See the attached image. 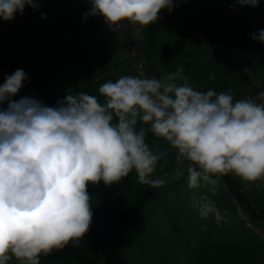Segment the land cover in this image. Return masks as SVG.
<instances>
[{
    "label": "clouds",
    "instance_id": "1",
    "mask_svg": "<svg viewBox=\"0 0 264 264\" xmlns=\"http://www.w3.org/2000/svg\"><path fill=\"white\" fill-rule=\"evenodd\" d=\"M186 3L187 0H179ZM87 16H102L112 30L122 23L148 26L174 0H89ZM256 7L259 0H236ZM36 0H0V18L13 20ZM43 18V17H42ZM264 43V29L251 34ZM246 74H250L245 69ZM27 79L17 69L0 86V264H40L41 255L87 234L93 219L89 185L120 182L135 171L138 182L165 186L182 175L188 184L216 185L228 174L264 181V91L234 99L231 91H200L183 67L161 77L123 75L100 85L98 96L70 90L55 107L30 97L13 99ZM213 79V77H210ZM176 151L168 168L166 151Z\"/></svg>",
    "mask_w": 264,
    "mask_h": 264
},
{
    "label": "trees",
    "instance_id": "2",
    "mask_svg": "<svg viewBox=\"0 0 264 264\" xmlns=\"http://www.w3.org/2000/svg\"><path fill=\"white\" fill-rule=\"evenodd\" d=\"M212 1L225 6L229 15L210 25L197 18L196 23L179 29L178 23L189 14L190 7L188 2L179 0H174L175 7L171 13L165 10L159 24L140 25V56L135 60L120 46L107 44L111 34L109 27L102 16H93L86 29L95 28L99 34L98 42L105 53L98 60L100 65L94 70L79 72L70 69V64L77 54L90 52L92 38L88 37L81 42L80 49H76L75 45L82 40L86 29L74 25L79 27L75 32H81L76 35L73 33L74 27L59 25L57 16L63 13L66 0H36L38 7L35 10L26 5L23 14L17 11L13 20L0 18V73L3 72L7 77L17 69L25 72L27 79L16 95L20 99L30 97L55 107L70 90L73 94H95L103 102L104 98L98 89L106 82L104 78L110 76L108 80L115 81L117 78L114 76L118 73L137 76V68L145 76L159 78L180 68H174L176 65L170 56L174 53L179 55L181 51L195 54V61L191 64L197 75L184 71L195 89H211L218 93L230 90L237 100L256 97L264 91V61L242 63L235 60L226 49L264 48V43L254 41L251 37V34L264 29L261 27L264 23L262 6H241L236 0ZM70 2L78 5L77 0ZM81 2L88 5L86 1ZM237 17L243 19L246 26L238 25ZM127 25V21L122 23V32H125ZM156 40L160 42L159 45H155ZM245 69L250 74H246ZM68 75L74 79L73 85L67 81ZM147 142L154 150L168 153V168H158L156 175L171 173L177 167L175 149L151 134ZM182 172L174 179L170 176L169 182L159 188L142 185L137 175L133 176L143 195L138 209L124 203L109 205V200L102 199L106 209L101 208L98 219L105 226L116 228L113 235L99 232L69 242L63 249L42 254L40 264H219L220 255H227L234 248L246 250L243 255H239L244 259L239 263L264 264V181L248 183L228 174L220 178L223 185L214 191L209 190L211 185L202 182L193 192L188 185L186 164ZM177 184L184 191L176 196L181 201L177 200L173 204L169 200L172 211L177 212V216H171V210L163 204V199L172 193L171 189ZM99 185L106 191L111 188L103 181ZM193 193L194 197L206 193L213 197V202L226 219L221 224L214 220H200L197 213L184 202V198L193 196ZM144 223L150 226V233L159 240L156 246L148 250L137 239L136 233ZM159 224L167 225L172 234L157 235L155 230ZM129 232V239L121 237ZM125 240H129V243ZM235 240L236 245L233 243ZM10 264L18 262L13 260Z\"/></svg>",
    "mask_w": 264,
    "mask_h": 264
},
{
    "label": "rangeland",
    "instance_id": "3",
    "mask_svg": "<svg viewBox=\"0 0 264 264\" xmlns=\"http://www.w3.org/2000/svg\"><path fill=\"white\" fill-rule=\"evenodd\" d=\"M81 1H86L88 5H84ZM77 0L78 5H73L70 0H66L65 3V8L62 14H60L57 19V22L59 25H69L74 27V25H78L81 28L86 29L87 23L92 19L93 16L89 15L85 19V14L90 11V3L89 0ZM189 3V14L184 16L182 20L178 23V28L179 29H184L185 27H188V25H192L197 22V18H201L203 23L209 24L212 22H216L221 20V18L226 17L229 15L227 12V9L225 6L221 4L214 3L212 0H187ZM165 10H162L160 12V19L159 21L162 20L163 15L165 13ZM99 16V15H97ZM159 21L154 23L153 25L159 24ZM236 22L240 26H246L245 21L243 19H239L238 17L236 18ZM74 27V34H79L81 32H75V29H78L79 27ZM130 31V34L132 36V39L135 42V45H138L140 43V38L141 34L139 31V27L136 25H133L131 23V27L127 28ZM120 31V28L118 30ZM85 33L82 35V40L75 45L76 49H80L81 42H84L88 37H91V46L87 49H89V53H83V54H77L75 58L73 59L74 61L70 64V69L74 71H91L94 70L97 66L100 65L98 62L99 58L105 53L104 49L101 44L98 42L99 34L96 33L95 28L93 29H86L84 31ZM122 33V32H121ZM160 42L158 40L155 41V45H159ZM194 53H182L180 51V54L177 55V53H174L173 55L170 56V59L175 63V67H183L185 72L189 71L190 75H197L196 70L193 67V61H195ZM2 60V57L0 56V61ZM195 70V71H194ZM71 74V73H70ZM117 76H120V74H117ZM6 75L2 72L0 73V86H2L5 83ZM67 81L72 83L74 82V79L72 78L71 75H68ZM15 100H19L20 98L18 97H13ZM7 103H4L3 105H0L2 108H7ZM136 173L133 171L132 173L129 174V176L123 178L120 182L115 183V185H111L110 189L108 191L104 190L102 185H97V187H93L90 185L88 187V192L91 196V206H92V211H93V219L92 223L90 226V230L87 234H85L83 237L90 235V234H96V233H108L110 235H113L115 233L116 228L112 227H107L105 226L101 220L98 219L100 216V211L101 208L106 209L105 200H109V205H116L120 203H124L127 205L135 206L137 209L141 205L142 200H143V195L141 191L137 187V182L132 179L133 176H135ZM109 187V186H108ZM181 185L177 184L173 186L171 189V194L165 196L163 199V204L168 206L169 213L171 216H174L177 212L172 211V206L170 207V203L175 204V202H178L177 200L181 201L177 196V194L183 193L184 189L180 188ZM170 196V199H169ZM108 197V199H107ZM103 199V200H102ZM102 201V202H101ZM175 207V206H173ZM100 218V217H99ZM148 218V216H147ZM149 225L146 223L142 224V226L139 227L137 234V239L141 241L143 244V247L148 250L152 248L153 246H156V244L159 243L158 237H156L150 233L149 231ZM135 233V234H136ZM131 236V233H125L121 237L122 238H127ZM243 239V238H242ZM236 241V240H235ZM125 242L129 243V240H125ZM234 244H237L236 242H233ZM235 244V245H236ZM129 245V244H128ZM149 246V247H148ZM233 248V247H232ZM246 250L239 251V248H234L231 252H228L227 255H220L219 259V264H242L239 263V261L243 258H240L239 255H241L243 252ZM238 252L240 254H238ZM243 255V254H242ZM244 260V259H243Z\"/></svg>",
    "mask_w": 264,
    "mask_h": 264
},
{
    "label": "bare ground",
    "instance_id": "4",
    "mask_svg": "<svg viewBox=\"0 0 264 264\" xmlns=\"http://www.w3.org/2000/svg\"><path fill=\"white\" fill-rule=\"evenodd\" d=\"M77 91H78V89H77ZM77 93V92H76Z\"/></svg>",
    "mask_w": 264,
    "mask_h": 264
}]
</instances>
